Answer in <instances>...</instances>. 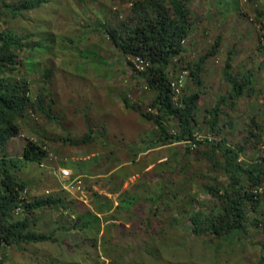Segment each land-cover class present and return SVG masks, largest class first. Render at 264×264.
Instances as JSON below:
<instances>
[{"label": "rangeland", "instance_id": "1", "mask_svg": "<svg viewBox=\"0 0 264 264\" xmlns=\"http://www.w3.org/2000/svg\"><path fill=\"white\" fill-rule=\"evenodd\" d=\"M198 1L191 4L193 31L182 63L190 66L205 55L220 33L221 44L205 64L203 85L196 86L191 76L185 81L186 92H201L195 135L231 147L242 144L241 160L264 162V131L258 139L250 135L253 144L246 141L253 120L264 130L260 40L264 22L256 18L262 2L232 0L221 15L220 27L210 13L226 5L220 7L221 0ZM131 4L132 0H49L18 16L2 7L7 22L0 20V30L11 28L34 47L22 52L23 60L11 77L28 81L33 100L39 93L47 95L46 102L49 97L54 100L51 119L28 111L21 121L22 133L8 149L11 156L20 157L28 139H33L46 143L48 156L42 162L24 163L16 173L28 182L31 199L59 194L69 204L76 201L70 204L75 211L60 206L36 210L32 230L52 233L56 240L6 247L4 264H264V193L255 209H246V231L234 233L229 240L193 234L183 211L191 210V202L195 209H217L219 201L209 188L217 183L223 188L229 178L211 169L205 143L191 147L192 140L182 139L161 144L152 121L125 106L124 96L148 111L153 93L102 25L118 26L128 20ZM202 17L212 27L205 28ZM228 57L234 72L253 74L254 90L225 102L221 124L231 121L235 126L226 124L221 134H214L205 115L229 91L223 75ZM46 69L51 70L49 79L44 76ZM91 129L93 138L85 145L67 140L82 139ZM168 129L175 134L176 121L171 120ZM60 167L82 178L81 192L61 188ZM125 197L132 200L124 201ZM76 211L88 212L90 224L68 231L65 226L73 227ZM182 215L185 224L174 222Z\"/></svg>", "mask_w": 264, "mask_h": 264}, {"label": "trees", "instance_id": "2", "mask_svg": "<svg viewBox=\"0 0 264 264\" xmlns=\"http://www.w3.org/2000/svg\"><path fill=\"white\" fill-rule=\"evenodd\" d=\"M6 1L0 0V20L5 22L7 20L2 17L3 6L10 8L11 14L18 16L42 6L49 0H19L16 4ZM125 1L121 0L122 3ZM191 1L132 0L131 14L128 20L121 21L118 26L104 23L106 26L103 24L102 27L104 26L106 34L114 45L130 58L131 67L133 66L131 59L135 56H142L150 62L148 69L143 71L134 69L133 71L143 76L152 91L153 97L149 102V107L153 111H143L141 107L133 105L126 96L123 99L125 106L139 111L144 120L152 121L157 135L161 137V144L179 142L182 139L192 140L190 146L192 143L196 145L205 143L209 148L206 154L207 159L213 163L211 169L218 170V174L224 173L229 178L227 186L222 188L217 183L214 187L210 186L211 188H209V191L219 201L218 205L220 206L217 209H195L191 202L189 205L191 210L188 208L189 210L186 209V212L183 211V215L185 214L190 222L193 234H214L218 238L229 240L231 235L234 236V233L246 231L248 225L246 209H255L260 201L261 195L256 193L255 189L256 186L264 182V162L258 160L247 163L241 160L240 156L245 152L242 144L231 147L221 142L216 143L217 141L208 138L197 139L195 135L196 116L201 102L199 90L186 92L184 87L180 103H174L172 100L170 82L178 72L182 71L180 62L183 61L187 52V46L183 41L188 42L193 31ZM220 44L221 37L216 39L205 55H201L197 60L191 62L190 66L186 65L191 69L190 76L196 86L203 85L205 64L211 56L216 54ZM32 48H34L32 45H28L15 35L11 28L0 30V264L5 263L3 251L6 247L19 246L22 243L56 240L52 233L32 230L31 216L33 213L35 214L36 210L55 209L60 206L66 210L75 211L71 209L72 205H70L75 203V200L70 201L69 204L63 196L56 194L30 198L23 203L20 213H16L20 204V190L28 188V182L18 176L16 171L28 161H44L49 151L46 143L28 139L22 148V155L15 157L10 155L9 145L22 133L21 121L29 110L41 112L51 119L50 110L54 102L50 97L46 102L47 95L44 93H39L33 100L28 81L11 77L23 60L22 52L26 54ZM175 58L178 60L176 61ZM231 61V57H228L223 73L224 79L229 85V91L205 115L214 134H221L227 126L226 124L235 126V123L231 121L221 124L225 102L232 98L239 99L246 91L250 93L254 90L251 85V74L241 73V71L234 72ZM173 69L174 72H172ZM44 76L49 79L51 70L46 69ZM171 120L176 121L178 125V130L174 131L175 134H172L168 129ZM263 131L261 125L253 120L248 137H246L248 144L254 143V139L250 135L258 139L262 136ZM91 134H93L92 129L82 139L67 140L74 145L81 146L92 140ZM157 138L156 135L153 137L155 140ZM168 182L172 183V180H168ZM169 183L167 186L170 185ZM161 189L164 190L163 187ZM114 191L116 192V188L112 189V192ZM173 197L176 198L177 194L175 193ZM126 199L132 200L130 197H125L124 201ZM168 205L172 207V202ZM72 207L74 208V206ZM76 212H74L73 227L65 226L68 231L77 226L87 227L86 222H89L88 226L90 224L88 212ZM155 213L157 215V212ZM183 215L180 218L175 217L174 222L182 220L184 223L185 216Z\"/></svg>", "mask_w": 264, "mask_h": 264}, {"label": "built area", "instance_id": "3", "mask_svg": "<svg viewBox=\"0 0 264 264\" xmlns=\"http://www.w3.org/2000/svg\"><path fill=\"white\" fill-rule=\"evenodd\" d=\"M260 39H261V43L264 45V33L261 34ZM183 43L187 44L185 40L183 41ZM131 60H132V65L134 66V67L132 66L133 70L135 69V70L143 71L148 69V67L150 66V62L145 58H143L142 56L132 57ZM175 60L177 61L178 59L175 58ZM182 62H180V65H182V71L178 72L176 77H174L170 82V88L172 91V100L174 103L177 104L180 103V97L185 87L186 78L191 75V69L186 67V64L185 63L183 64ZM150 110L152 109L150 108ZM192 145L196 146L195 143H192ZM60 172H61V188L63 190L69 193L81 192L83 190V180L80 176L74 175L73 171L66 167H60ZM256 187H257L255 189L256 193L259 194L264 193V182ZM72 189H76V191H72ZM29 195H30V191L28 188H24L20 190V204L16 209L17 214L20 213V211L22 210L23 203L27 202V200L30 199ZM73 218L75 219L74 215Z\"/></svg>", "mask_w": 264, "mask_h": 264}, {"label": "crops", "instance_id": "4", "mask_svg": "<svg viewBox=\"0 0 264 264\" xmlns=\"http://www.w3.org/2000/svg\"><path fill=\"white\" fill-rule=\"evenodd\" d=\"M194 2V3H193ZM196 2H199L198 0H192L191 1V4H195ZM232 2V0H221L220 2V7L221 5H226L224 7H221V10L217 11L216 13H213L211 12L210 13V17L214 19L213 22H215L218 26L221 27V23L219 22L220 21V18H221V15L225 13V11L227 10V6L230 5ZM239 4L242 3V0H238ZM249 2V1H248ZM262 2V7L260 8V10L257 12L256 14V18L262 22H264V0H261ZM250 4H252L251 2H249ZM215 5L218 7L217 3H215ZM247 7H251V5H247ZM205 19V21L203 22V24L206 26L205 28H209L210 26L212 27V24L211 22L208 20L207 17H202ZM215 26V25H214ZM218 31L220 32L219 28H217ZM221 35V33L219 34V36L217 38H219ZM191 44V42L189 43ZM188 45V43H187ZM192 45V44H191ZM250 73L252 76L253 74L249 71V72H246V74ZM207 78V77H206ZM253 79V77H251Z\"/></svg>", "mask_w": 264, "mask_h": 264}, {"label": "bare ground", "instance_id": "5", "mask_svg": "<svg viewBox=\"0 0 264 264\" xmlns=\"http://www.w3.org/2000/svg\"><path fill=\"white\" fill-rule=\"evenodd\" d=\"M252 77V76H251ZM170 137V136H169ZM230 185V184H229Z\"/></svg>", "mask_w": 264, "mask_h": 264}]
</instances>
